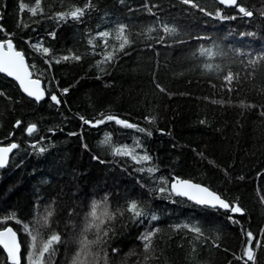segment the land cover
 I'll use <instances>...</instances> for the list:
<instances>
[{
	"label": "trees",
	"instance_id": "obj_1",
	"mask_svg": "<svg viewBox=\"0 0 264 264\" xmlns=\"http://www.w3.org/2000/svg\"><path fill=\"white\" fill-rule=\"evenodd\" d=\"M23 2L31 7L35 0ZM86 2L43 0V14L34 17L27 11L20 13L21 0H0V25L13 35L17 50L24 52L33 77L41 80L46 93L36 103L0 74V92L4 93L0 96V145L10 141L19 145L7 166L0 168V229L12 226L17 231L25 258L28 235L14 219L5 222L3 218L16 213L27 223L33 220L37 206L43 211L55 202L56 217L42 238L59 231L65 243L55 246V255L47 264H69L76 250L74 236L88 206L108 195L113 210L135 199L158 217L151 222L146 217L143 224H134L128 214L117 217L109 225L112 231L103 249L111 264H137L143 254L137 237L147 228L160 229L152 262L243 264L233 255H240L244 246L242 229L264 240L260 199L264 194V61L255 68L248 65L249 60L264 56V0H239L253 11L252 17L235 7L222 8L215 0H193L197 7L183 0H93L94 6L79 21L48 18ZM119 24L127 26L133 43L101 72L96 61L102 58L103 39L97 38V54L88 39L97 32H111L113 36L107 38L111 50L112 45L118 46L113 37ZM165 24L176 32L166 34ZM149 27L154 31L148 33ZM53 32L55 38L50 35ZM4 36L0 33V38ZM160 37L164 39L158 42ZM38 42L51 50L49 56L30 46ZM201 48L214 55L201 56ZM73 52L82 59L51 66L45 63ZM205 64H212L213 70H206ZM229 69L241 77L233 82L231 93L221 87ZM64 88L69 89L66 94ZM52 94L58 96L59 104L52 101ZM221 99L232 104L211 103ZM241 100L254 107L236 106ZM102 113L138 124L152 135L114 121L94 127L80 119L94 122ZM145 117H155L154 123ZM17 121L21 125L14 127ZM32 123L37 131L29 136L25 129ZM106 133H112L116 146L133 145L138 138L143 147L137 152L147 151L152 160L137 164L130 157L114 156L112 146L101 144ZM37 141L45 152L33 149ZM140 167L157 171L142 173L137 171ZM171 176L207 186L225 200L238 203L244 213L197 206L170 191L160 193L158 189L165 186L161 178L170 184ZM229 216L240 223L234 224ZM185 223L201 227V240L187 229L175 230L174 226ZM73 224L78 227L74 229ZM112 248L119 249V254H113ZM133 250L136 255L129 257ZM256 252V264H264V247ZM0 264H7L1 248Z\"/></svg>",
	"mask_w": 264,
	"mask_h": 264
},
{
	"label": "snow or ice",
	"instance_id": "obj_2",
	"mask_svg": "<svg viewBox=\"0 0 264 264\" xmlns=\"http://www.w3.org/2000/svg\"><path fill=\"white\" fill-rule=\"evenodd\" d=\"M185 4H191L193 7L197 5L193 0H183ZM219 3L225 6H233L237 11L243 14L246 17H252L254 15L253 11L248 10L245 6L239 3V0H219ZM43 0H35L33 6H29L21 0L19 5L20 13L25 11L31 13L32 16H37L43 14ZM94 6L93 0H87L83 7L72 4L69 8L63 11H56L50 15L49 19H55L57 22L67 21L69 19L79 21L85 14ZM204 11L203 8L200 9ZM151 11V9H149ZM217 16H221L219 10L216 12ZM264 15V13H262ZM224 18V17H221ZM23 27H28L27 24H22ZM154 31L153 28L149 27L147 29L148 33ZM163 31L166 34H173L176 32L174 27H169L167 24L163 26ZM0 33H5L3 38H0V73L6 74L8 77H13L16 81L19 82L20 88L29 96L34 97L36 101H40L44 95L45 91L41 88V81L39 78L33 79V73L30 71V66L25 61V54L23 51L17 50L16 45L14 44L13 35L8 34L3 25H0ZM50 35L55 38V33H50ZM113 33L108 31L97 32L95 35L91 36L88 39V44L93 49V54H97L95 49L99 47L97 44V38L103 39V52L101 54L102 58L96 61V66L100 69L101 72L105 71L104 65L112 63L116 58L118 53L124 52L127 46L133 43V40L130 38V34L127 32V26L124 24H119L115 29L114 39L118 42L117 45H112L111 50H109V40L107 38L112 37ZM164 38L160 37V41ZM30 46L38 53H41L45 57L49 56L51 50L48 47H45L43 43L38 42L30 44ZM150 46V45H149ZM201 56H213L214 53L210 49H200ZM82 57L76 53H71L70 55L63 56L59 59L49 60L46 59L45 63L51 64L53 62L60 63L61 61H80ZM264 61V56L257 57L248 61V65H251L253 68L256 65ZM34 67V66H31ZM204 68L208 71L213 70L212 64H205ZM216 70L220 71L219 65L216 66ZM99 78V77H98ZM224 84L221 85L222 88H227V91L231 93L234 91L232 85L233 82L240 81L241 77L238 72H233L231 69L227 71L226 74L222 76ZM156 87L160 91H165L159 83L156 84ZM68 88L62 90L63 93H67ZM4 93L0 92V96H3ZM53 102L59 104L60 100L56 94L51 95ZM207 99V98H206ZM211 103L220 104V105H231L232 101L221 100H212ZM241 108H252L254 105L246 103L244 100H241L238 105ZM261 115L264 116V111L261 112ZM84 124H92V126H98L105 124L106 122L114 121L115 124L128 129H136L141 133H146L147 136H151L152 132L146 128L140 127L138 124L131 123L126 119H120L116 115L111 114H100V118L96 119L94 122L84 117H80ZM149 123H154L155 117H145ZM201 124L206 123V121L201 120ZM21 121L16 122V126L19 127ZM26 133L31 136L37 131V125L35 123L29 124L26 129ZM71 135H76V133H71ZM43 140V137H41ZM102 145L112 146V153L114 156L121 157H130L137 164H145L152 160L147 151H144L143 154L137 152L138 148H142V142L137 138L133 145H113L112 143V133H106L104 139L101 141ZM34 150H38L40 153L45 152L47 149L40 146V141L31 145ZM19 145L16 143L8 144L7 146H0V168L4 167L9 159V153L13 149L18 148ZM87 148V145H85ZM203 156V153H199ZM96 159V157H94ZM139 172H147L148 174H153L157 171L155 167H140L137 169ZM163 187H160L158 190L160 193L170 191L178 196L187 197L189 200L194 201L198 205L211 207V208H221L225 209L234 214H243L244 209L235 202L227 201L223 199L216 192L211 191L208 187H205L201 184L193 183L191 180H184L180 178H175L171 182L170 189L167 187L169 184L168 179L161 178L160 181ZM258 194H260L258 192ZM261 202L264 203V194H260ZM54 203L47 205L43 211L39 210L37 206L34 209L33 220L30 222H24L20 220L16 213H12L9 216H5L3 221L15 220L17 224H21L23 231L29 237L28 243V255L26 257L27 264H47L48 259L51 256L55 255L56 245L65 243L62 240V235L59 231H51L47 235L46 239H43L42 236L45 230H51V226L56 217V209ZM125 214H128V219H130L134 224L144 223V218L150 217V221L158 220V217L155 214H150L141 201L132 199L129 200L124 206L113 208L109 205V197L105 195L102 200H93L88 206L87 212L83 216L82 224L79 226L78 235L74 236V243L76 245V250L74 251L69 264H111L108 253L104 251V246L107 244L111 228L109 225L117 220V217H125ZM70 216L76 215L74 212L69 213ZM229 220L234 224H239L238 220H235L233 216H229ZM72 227L75 229L78 225L73 224ZM175 230L187 229L194 234L197 241L201 240L203 237V231L201 227L197 225L182 224L174 226ZM160 232L159 228H147L137 239L141 241L143 246L142 259L137 260V264H152V261L156 258V236ZM261 233H264V229H261ZM242 234L244 237V246L242 248L240 255H234L236 261H243V264H256V250L264 247V240L258 239L254 236L253 232L250 230L242 229ZM219 239V237H218ZM23 241L18 239V234L13 230L12 227H3L0 229V246L3 247L6 252V261L7 264H23L24 256L21 251ZM255 245V247H254ZM215 247H219V244H214ZM119 249L112 248L111 252L113 254H119ZM227 251V250H225ZM136 251H130L128 256H135ZM193 255H195V247H193ZM231 264V261L229 262Z\"/></svg>",
	"mask_w": 264,
	"mask_h": 264
},
{
	"label": "water",
	"instance_id": "obj_3",
	"mask_svg": "<svg viewBox=\"0 0 264 264\" xmlns=\"http://www.w3.org/2000/svg\"><path fill=\"white\" fill-rule=\"evenodd\" d=\"M219 5H221L222 7H224V8H233V6H225V5H222V4H220L219 3V0H215ZM21 51V50H20ZM25 61H26V63H27V60H26V58H25ZM28 64V63H27ZM1 75H3V76H5L6 78H8V79H10L11 81H13L16 85H17V87L19 88V90H20V92L24 95V96H26L27 98H29V99H31V100H33L34 102H36V103H39L40 101H42L44 98H45V96H46V93H45V95H44V97L40 100V101H36L35 100V98L34 97H29L21 88H20V86H19V82L18 81H16L13 77H8L6 74H4V73H0ZM32 78L33 79H37V78H35V77H33L32 76ZM41 81V80H40ZM41 88L42 89H44L43 88V86H42V82H41ZM45 91V90H44ZM11 136H12V134H11ZM12 143H15V142H12ZM11 144V143H10ZM8 144H5V145H0V146H7ZM14 150L15 149H13L12 150V152L11 153H9V159H8V162H9V160H10V156L12 155V153L14 152ZM8 162H7V164H8ZM7 164L4 166V167H2L1 169H3V168H5L6 166H7ZM184 180H186V179H184ZM193 182V181H192ZM193 183H196V182H193ZM197 184H200V183H197ZM202 185V184H201ZM170 186H171V183H170ZM203 186H205V185H203ZM205 187H207V186H205ZM211 190V189H210ZM212 191V190H211ZM181 198H184V199H186V200H188V201H190V202H192V203H194V204H196L194 201H192V200H189L187 197H184V196H180ZM196 205H198V204H196ZM199 206H202V205H199ZM14 230V229H13ZM1 247V249L3 250V252H4V254H5V256L7 255L6 254V252L4 251V249H3V247L2 246H0ZM21 251H22V249H21ZM152 264H159V263H155V262H153Z\"/></svg>",
	"mask_w": 264,
	"mask_h": 264
},
{
	"label": "bare ground",
	"instance_id": "obj_4",
	"mask_svg": "<svg viewBox=\"0 0 264 264\" xmlns=\"http://www.w3.org/2000/svg\"><path fill=\"white\" fill-rule=\"evenodd\" d=\"M222 8H223V7H222ZM226 9H228V8H226ZM14 127H16V123L14 124ZM11 134H12V136H11ZM9 136H10V138H12V137H13V132H11ZM10 142L12 143V141H10ZM10 142H9V144H10ZM14 142H15V141H14ZM14 151H15V150H14ZM13 153H14V152H13ZM13 153H12V154H13ZM10 157H11V156H10ZM173 177H174V176H173ZM173 177L171 176L170 183H171L175 178H177V177H174V178H173ZM178 178H179V177H178ZM180 179H181V178H180ZM186 180H187V179H186ZM169 185H170V184H169ZM223 199H224V198H223ZM197 206H199V205H197ZM203 207H206V206H203ZM209 208H211V207H209ZM217 209L225 210V209H221V208H217ZM7 227H12V226H7ZM12 228H13V227H12ZM13 229H14V228H13ZM14 231H16V230L14 229ZM16 232H17V231H16ZM17 234H18V233H17ZM18 239H19V235H18ZM19 240H20V239H19ZM0 248H1V247H0ZM27 252H28V251H27ZM25 254H26V253H25ZM24 260H25V259H24ZM25 263L27 264L26 261L24 262V264H25ZM152 263H153V262H152ZM155 263H157V262H155Z\"/></svg>",
	"mask_w": 264,
	"mask_h": 264
},
{
	"label": "rangeland",
	"instance_id": "obj_5",
	"mask_svg": "<svg viewBox=\"0 0 264 264\" xmlns=\"http://www.w3.org/2000/svg\"><path fill=\"white\" fill-rule=\"evenodd\" d=\"M25 256H26V255H25ZM26 257H27V256H26ZM26 257H25V261L27 262V259H26ZM25 261H24V262H25ZM25 264H26V263H25Z\"/></svg>",
	"mask_w": 264,
	"mask_h": 264
}]
</instances>
